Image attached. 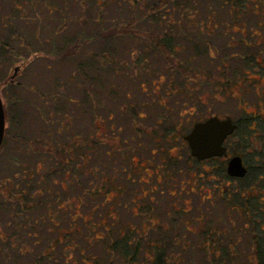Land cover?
<instances>
[{"label":"rangeland","instance_id":"obj_1","mask_svg":"<svg viewBox=\"0 0 264 264\" xmlns=\"http://www.w3.org/2000/svg\"><path fill=\"white\" fill-rule=\"evenodd\" d=\"M141 1L143 5L139 13L146 11L147 5L154 0ZM258 2L257 14L248 16L241 14L239 17H235L234 14V18L228 13L230 1L226 5H223L221 0L203 9L201 6L197 7L198 15L194 20L201 18L199 30L191 31L189 28L186 34L192 39L198 38L196 44L199 47L191 46L192 42L189 40L185 42L182 40L176 47L173 58L176 62L185 63L190 55L192 60L187 62V65L194 70L193 76L181 74L176 69H172V73L169 69L164 71L165 67L169 68V63L165 59H168V56L164 58L161 51L150 47V40L146 37L152 30V25L137 22L132 23L131 27L127 26L134 6L129 5L126 0H0V97L5 111L4 144L0 149V184L9 180L6 185L11 187L18 184L19 188L24 183L20 170H34L37 164V171L31 181L32 186L27 191L29 194L35 195V188L42 187L43 182L47 184L55 179L62 187L65 183L68 184L69 180L65 192L54 186L58 194L79 195L75 180L80 181V185L86 188L88 184L90 185L92 162L87 163L89 170L85 177H78V172L74 176H69L65 172L67 167L64 172L57 169L58 158L49 149L54 150L55 147L64 144H74L81 149L87 140L91 147L92 144H96L97 147L92 156L100 157L102 161L104 150L108 149L106 145L97 143L98 139L103 137L102 126L106 124L105 129L107 125L113 123V127L119 129L120 137L129 135L136 137L134 129L129 130L128 124L131 123L129 117L137 119L134 110L142 103L158 101L156 98L161 89L156 95H152L150 91L157 82L161 88L197 87L198 90L195 92L187 91L189 94H185V100L183 94H174L177 102L189 103L188 99L196 100L200 97L198 101L203 103L201 108L208 114L215 113L221 116L230 114L235 119L240 118L243 115L244 102L254 103L257 99L252 92L243 93L245 86L243 80L247 77L245 70L251 69L253 73L264 75V28L260 46L254 44L256 36L253 35L249 37L252 47L247 48L242 37L243 22L247 26L259 21L264 22L262 21L264 0ZM211 9L216 11L214 13L216 18L211 14L208 17L206 11L210 12ZM184 20L186 23L188 21V26H191V23L198 25L186 14ZM182 26L185 27L184 22ZM126 27L133 28L135 34L103 35L107 30ZM196 31H202L199 37L194 36L193 32ZM245 34L248 37L247 32ZM259 49L260 63L245 60L244 56L258 52ZM15 67H18V72L12 80L11 75ZM163 75L165 78L160 77ZM9 79L12 80L10 84ZM151 80H154L155 84H152ZM214 82L217 83L216 93L213 91ZM141 83L146 87L145 92H149L147 97L140 91ZM214 94L218 100L213 98ZM151 97H154L152 102ZM261 98L264 99V94ZM167 102L171 103L172 100L167 98ZM121 105L125 110L118 109ZM132 106L135 108L130 111ZM120 112L123 113L122 116ZM253 112L264 118V110L252 109L250 115L253 116ZM143 124H148L146 119L143 120ZM245 126L246 132H249L248 124ZM250 128L258 134H264L263 126L254 121ZM107 133L110 135L109 130ZM139 137H141L139 140L148 141L145 133H141ZM35 140L42 141L43 152L38 149ZM236 142L242 151V142L237 140ZM119 160V154L113 151L107 160L108 170L113 163L115 173L119 174ZM125 160H128L127 157ZM80 162L81 159L75 157L73 166ZM58 163L62 167L60 160ZM216 165L217 162L209 161L198 168L203 172V178L199 180L202 186L201 189L197 187V193L185 194L190 186L186 185L179 194L170 197L177 201L178 207L189 210L185 217H190L188 226L193 233H188L186 238H189L191 246L186 249V264H215L206 261L203 253L195 246L197 244L209 246L210 242V246L216 248L218 253L220 245L225 246L228 237L233 240L230 251L234 256L230 259V264H257V244L264 258V217L260 221L254 219L256 215H250L251 221L242 228L239 214L235 210L227 209L225 201H222L220 196L216 207L211 206L209 199L203 198L213 183L212 175L220 170V165L217 169L214 168ZM39 175L41 181L38 180ZM5 176L9 177L5 179ZM155 176L151 178L153 185L157 184V181H154ZM136 183L138 182L135 180L131 186L146 187L143 180ZM160 184H163L162 180ZM242 185L234 186L235 198L231 200V204H235L238 199L240 201L241 194L246 198L251 194L259 198L257 190H247V193H243ZM157 194V191L153 193L156 197ZM7 202L9 203V200ZM160 203L163 206L164 202ZM204 211L206 216H201L202 219L198 221L196 216L200 217ZM254 211V214L258 213V210ZM118 216L129 218V211L120 207ZM260 222L261 225H258ZM208 230L215 233H211L209 237L204 233ZM0 232L10 236L9 230L4 229L2 224ZM23 246L22 251L28 252L22 254L16 250L15 253L20 260L15 261L16 264H21L23 260L24 264L32 262V255L29 253V248L32 247ZM37 247L38 249L32 252L36 256L42 249L41 246ZM5 252L9 251L0 242V264L12 262L11 258H5ZM207 255L210 258L211 255ZM76 257L75 259H78ZM46 261L53 262L48 258Z\"/></svg>","mask_w":264,"mask_h":264},{"label":"trees","instance_id":"obj_2","mask_svg":"<svg viewBox=\"0 0 264 264\" xmlns=\"http://www.w3.org/2000/svg\"><path fill=\"white\" fill-rule=\"evenodd\" d=\"M126 1L129 5L134 6L132 17L127 22V26L137 22L152 25V30L146 37L150 40V47L153 46L161 51L164 58L168 56V59H165L169 63V68L165 67L164 71L169 69L172 73V69H176L181 74L195 76L194 70L187 65V62L192 60L190 55L185 61L186 64L173 59L176 47L181 44L182 40L184 42L189 40L193 44L191 46L199 47L196 44L198 38L192 39L186 34L190 29L191 31L199 30L201 18L194 20L198 15L197 7L201 6L203 9L221 0H154L147 5L146 11L141 13L138 12L143 5L141 0ZM222 1L223 5L230 1L228 12L230 17L232 6L237 5V2H242V0ZM206 12L208 17L210 14L214 15L212 9L210 12ZM185 14L192 17L198 25L195 26L194 23H191V26H188V21L186 23L184 20ZM182 22L185 27L182 26ZM130 27L107 30L103 35L135 34V30ZM201 32L193 33L195 37H199ZM122 108L124 109L123 106ZM100 141V139L98 142L96 140L99 145ZM34 142L43 152L42 141L35 140ZM3 144L4 140L0 149ZM72 146L75 147L72 148ZM94 149H97L96 144H92V147L90 144L88 155L83 148L80 149L74 144H64L55 147L54 150L49 149L58 158L56 160L57 169H62L64 172L67 167L65 172L69 176H74L78 172V177H85L89 170L87 163L88 161L92 162L90 185L88 184L86 188L80 185V181L75 180L79 195L68 193V196H63L58 194L59 192L54 186L65 192L69 180L68 184L65 183L62 187L55 179L47 184L42 181V187L34 189L35 195L29 194L27 191L32 186L31 181L37 171V164L34 170H20L24 183L19 188L18 184H13L11 187L6 185L9 180L0 184V224L10 232V236H7L5 232H0V242L9 251L5 252V258H11L10 264H16L15 261L20 260L15 251L22 254L27 253L28 251H22L23 245H26L32 247L29 248V253L32 255V262L29 264H186V249L191 247L189 238H186L188 233H193L188 226L190 217H185L189 210L184 207H174L171 203V196L165 195L158 202H146L143 206H138L136 212L129 203L127 204L125 200L127 196L123 194L124 197L121 198L120 194L123 191V184L132 183V178H127L125 175L123 182L120 181L118 174L115 173L113 163L111 169L108 170L109 161L107 160L114 151V145L108 147V153L104 152L102 161L100 157L92 156ZM74 156L79 157L81 162L78 165L75 163L73 166ZM59 160L62 167L58 163ZM7 177L9 176L4 178ZM38 180H42L41 175ZM62 197L64 198L62 199ZM161 201L165 205L163 203L162 206ZM120 207L129 211V218L118 216ZM203 213V215L200 214V217L196 216L198 221L206 212ZM247 224L248 222L242 221V228H245ZM211 230L204 233L211 237L215 233ZM228 238L225 246L220 245L219 255L213 246H210V242L209 246L208 244H197L195 248L203 253L204 257H202L208 262L230 264V259L234 256L230 251L233 240L231 237ZM37 246H41L42 249L36 256L32 252L34 249H38ZM207 254L211 255L210 258ZM75 256L78 259H75ZM256 256L258 257L257 264H264L258 244ZM47 258L53 262L46 261ZM21 264H24V260Z\"/></svg>","mask_w":264,"mask_h":264},{"label":"flooded vegetation","instance_id":"obj_3","mask_svg":"<svg viewBox=\"0 0 264 264\" xmlns=\"http://www.w3.org/2000/svg\"><path fill=\"white\" fill-rule=\"evenodd\" d=\"M258 5V0H242L241 3L232 6L230 10L231 17H239L241 14L242 16L257 14ZM215 12L216 11L214 10V13ZM212 17L216 18V15H213ZM262 21H264V17ZM237 27L240 28L238 25ZM263 28L264 22L261 21L249 26L243 22L242 37H244V46L247 48L252 47L249 37H252L253 35L256 36L254 44L260 46L263 41ZM245 32H247L248 37H246ZM257 51L258 52L255 53H248L244 56L245 60L260 63L261 60L259 53L261 51L260 49ZM145 60L146 59H144V61ZM245 73L247 74V77L243 80L245 85L243 93L249 94L252 92L256 95L257 99L254 103L247 101L244 102V105H242L243 115L238 119H235L230 114L222 116L215 113L208 114L207 111L201 108L203 103L198 101L200 97L196 100L193 98L188 99L190 101L189 103L177 102V98H175L174 94H183V99L185 100V94H189L187 91L195 92L198 90L197 87L190 88L184 86L177 88L168 86L161 88L157 85V82L152 89L150 88V91L152 95H156V92L161 89V92L158 93L159 96L156 98L158 101L153 103H142L140 107H137V109L134 110L137 119L132 118V116L129 117L131 120V123L128 124L129 130L131 131L134 129V132L137 134L136 137H133L132 135H129L128 137H120L119 129H115L113 123L107 125L110 132L109 135L107 133V128L104 129L106 124L102 126L101 131L103 137L100 138V144L106 145L107 147H111L113 144L114 151L120 156V173L118 174L120 181L123 182V178L126 175L127 178H132V183H134L135 180L138 183L143 180L146 184V187L141 185L132 187V183H129L128 185L123 184L122 186L123 191L120 192L121 198L124 197L123 194L127 196L125 199L127 204L129 203L136 212L138 206L141 207L146 202L154 203L162 200L161 198L165 195L175 196L179 194L180 191L184 190L186 185L190 186L189 190L185 191V194L188 192L193 194L197 193V187L201 189L202 186L200 185L201 181L199 180L203 178V172L198 168L211 161L217 162L218 166L216 165L214 168L217 169L220 165V170L212 175L211 178L213 183L211 187L207 189L206 195H204L203 198L206 200L209 199L211 206L216 207V203L220 196L222 201H225L226 208L231 211L235 210L243 222L251 221L249 220L250 215H256L254 216V219L262 221L264 217L261 216V214L264 215V134H258L250 127H252L254 121L260 126H263L264 129V118L260 115H255V112L252 113L253 116L250 114L252 109L255 111L264 110V99L261 98V95L264 94V75L253 73L251 69L245 70ZM160 77L165 78L164 75ZM170 80L169 76L168 81ZM11 81V79L8 80L9 84L12 83ZM151 83L155 84V81L151 80ZM216 86L217 83L214 82V93L217 91ZM139 88L142 94H145L146 97L149 95V92H145L146 87L143 83L140 84ZM167 98H170L172 102H167ZM213 98L218 100L215 94L213 95ZM152 101H154V97H151V102ZM120 107L121 108L118 109L123 110L122 105ZM132 108L134 109L135 107L132 106L130 111L133 110ZM122 115L123 113L120 112V116ZM210 117H218L220 119L229 117L232 122L236 124V129L224 139L222 145L225 147V153L223 155L213 156L204 160H197L191 155L188 142L184 137L191 131L195 123L203 122ZM144 118L147 120V125L143 124V120H145ZM122 121L123 120H121V122ZM246 124H248L249 132H246L245 130ZM141 133H145L148 141L139 140L141 138L139 137ZM236 140L242 142V151H240V147L238 146L239 143H237ZM74 147L75 146H72V148ZM83 150L87 155L89 154V141L85 140ZM104 152L108 153V149H105ZM126 157L128 159L127 161L125 160ZM232 157L240 158L241 163L245 168L243 176H231L228 174L227 165ZM133 162L135 163L133 164ZM153 175H156L154 181L156 180L157 184L155 185H153L154 183L151 181ZM161 180L163 184H160ZM236 184H238V186L243 184V193H247L250 190H257V196H259V198H255L256 195L253 194L246 198L241 194L239 196L240 201L238 199L237 201L239 202L236 201L235 204H231V200L235 198L233 192ZM129 186L130 189L128 188ZM128 191L129 193L127 194ZM155 191L158 192L157 197L153 195ZM130 194L132 195L129 198ZM171 201L174 207L179 208L176 205L177 201L175 199H171ZM182 203L185 204V202ZM255 209L258 210L257 214H254ZM261 223L262 222L258 225H261ZM214 250H216V248Z\"/></svg>","mask_w":264,"mask_h":264},{"label":"water","instance_id":"obj_4","mask_svg":"<svg viewBox=\"0 0 264 264\" xmlns=\"http://www.w3.org/2000/svg\"><path fill=\"white\" fill-rule=\"evenodd\" d=\"M18 67H15L11 79L16 76ZM236 129V124L227 117L220 119L210 117L203 122L195 123L191 131L184 137L190 148V153L197 160H204L213 156H221L225 153L222 145L227 135ZM5 135V111L0 97V147ZM228 174L231 176H243L245 168L239 157H232L227 165Z\"/></svg>","mask_w":264,"mask_h":264}]
</instances>
